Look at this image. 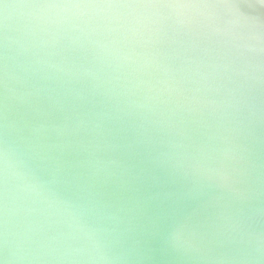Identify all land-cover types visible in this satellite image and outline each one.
Instances as JSON below:
<instances>
[{"label": "clouds", "instance_id": "obj_1", "mask_svg": "<svg viewBox=\"0 0 264 264\" xmlns=\"http://www.w3.org/2000/svg\"><path fill=\"white\" fill-rule=\"evenodd\" d=\"M0 264H264V0H0Z\"/></svg>", "mask_w": 264, "mask_h": 264}]
</instances>
